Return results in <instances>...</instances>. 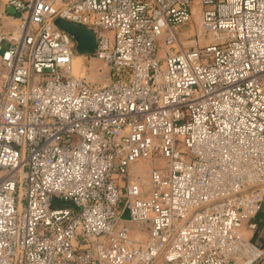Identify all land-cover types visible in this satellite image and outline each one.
I'll use <instances>...</instances> for the list:
<instances>
[{"label": "built area", "instance_id": "2783aa9c", "mask_svg": "<svg viewBox=\"0 0 264 264\" xmlns=\"http://www.w3.org/2000/svg\"><path fill=\"white\" fill-rule=\"evenodd\" d=\"M7 4L18 27H0V264L262 258L264 0ZM194 6L213 36L202 48L180 41ZM58 18L98 30L107 84L75 75ZM156 156L166 168L145 196L131 168Z\"/></svg>", "mask_w": 264, "mask_h": 264}, {"label": "rangeland", "instance_id": "374dc122", "mask_svg": "<svg viewBox=\"0 0 264 264\" xmlns=\"http://www.w3.org/2000/svg\"><path fill=\"white\" fill-rule=\"evenodd\" d=\"M5 6H8L7 0H0V23L5 27L6 31L15 30L18 27V21L14 18L5 17L3 9ZM8 13L10 15L16 16V12L12 7H9ZM200 10L195 6L194 14L192 20L189 24L183 26L180 29V41L182 45L186 48L198 47L202 48L207 46L212 40L213 36L211 33L203 30L200 26ZM8 45L4 43L3 48L6 49ZM80 56V55H77ZM76 56V57H77ZM75 57V59H76ZM80 64V65H79ZM74 73L77 77H86L91 82H96L98 85L107 84L109 81V75L106 72L105 64L99 61L95 56H83L74 60ZM79 65V66H78ZM79 68V69H78ZM94 72L98 73L95 76ZM102 74V75H100ZM179 149L183 150V144H179ZM166 159L161 156H156L152 160L140 161L136 166H134L136 175H131V180L133 182L139 183L142 186L145 196L148 195L150 187L148 182L150 181V172L154 168L164 169L166 168ZM128 213L125 214V217H128ZM263 215H258L254 221L258 224V233L253 235V240L258 244L260 249L264 253V222ZM243 232L246 236L250 237L254 233L248 226L247 223L243 225ZM254 264H264V254L262 258L257 260Z\"/></svg>", "mask_w": 264, "mask_h": 264}, {"label": "water", "instance_id": "95a60500", "mask_svg": "<svg viewBox=\"0 0 264 264\" xmlns=\"http://www.w3.org/2000/svg\"><path fill=\"white\" fill-rule=\"evenodd\" d=\"M197 8L200 10L199 6H197ZM194 9H195V6L193 7L192 14H194ZM54 25H56L59 29L63 30L69 35V37L74 42L77 55L95 56L96 49H97V41H98V30L96 28H90L82 24H78L75 22L61 19V18L56 19L54 21ZM99 61L105 64L104 65L106 68L105 73L109 75V81H110V77H111L110 66L102 60H99ZM96 74L98 73L94 72V75L98 76ZM93 83L97 84L96 82H93ZM52 207L53 208L77 209L73 202L63 201L59 199H53Z\"/></svg>", "mask_w": 264, "mask_h": 264}, {"label": "crops", "instance_id": "0c3cea01", "mask_svg": "<svg viewBox=\"0 0 264 264\" xmlns=\"http://www.w3.org/2000/svg\"><path fill=\"white\" fill-rule=\"evenodd\" d=\"M8 10H9V6H5L4 9H3V11H4L5 14H8V15H5V17H6V18H7V17L13 18V15H10V14L8 13ZM0 27L5 28L3 25H1V23H0ZM137 164H138V163L132 165V168H131V170H132L131 172H132L134 175H136V171H135L134 166H136Z\"/></svg>", "mask_w": 264, "mask_h": 264}, {"label": "bare ground", "instance_id": "6f19581e", "mask_svg": "<svg viewBox=\"0 0 264 264\" xmlns=\"http://www.w3.org/2000/svg\"><path fill=\"white\" fill-rule=\"evenodd\" d=\"M76 56H77V55H76ZM76 56H75V57H76ZM75 57H74V60H76L77 58L83 57V56H77L76 59H75ZM74 60H73V63H74ZM79 65H80V64H79ZM79 65H78V66H79ZM78 69H79V68H78Z\"/></svg>", "mask_w": 264, "mask_h": 264}]
</instances>
